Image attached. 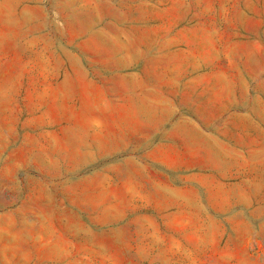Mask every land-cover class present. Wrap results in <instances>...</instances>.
Instances as JSON below:
<instances>
[{
  "label": "rangeland",
  "instance_id": "374dc122",
  "mask_svg": "<svg viewBox=\"0 0 264 264\" xmlns=\"http://www.w3.org/2000/svg\"><path fill=\"white\" fill-rule=\"evenodd\" d=\"M0 264H264V0H0Z\"/></svg>",
  "mask_w": 264,
  "mask_h": 264
}]
</instances>
